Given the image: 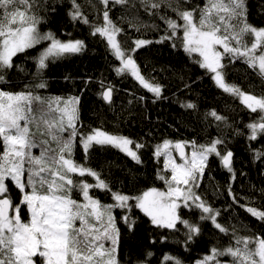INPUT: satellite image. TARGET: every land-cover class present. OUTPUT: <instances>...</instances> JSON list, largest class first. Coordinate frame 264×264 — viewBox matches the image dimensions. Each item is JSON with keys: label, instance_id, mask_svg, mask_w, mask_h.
<instances>
[{"label": "snow or ice", "instance_id": "snow-or-ice-1", "mask_svg": "<svg viewBox=\"0 0 264 264\" xmlns=\"http://www.w3.org/2000/svg\"><path fill=\"white\" fill-rule=\"evenodd\" d=\"M100 3L105 6L103 24L91 25L92 35L99 34L107 40L120 61L118 74L130 73L159 98L161 86L147 81L133 57L126 56L117 40L122 29L109 15L110 3L127 5L129 0H100ZM139 3L149 15H156L157 10L163 8L172 9L175 19L160 16L167 34L156 42L172 40L175 47V41L179 40L185 53L197 54L199 59L195 62L212 74L215 85L238 99L250 113L257 114V118L246 125L248 139L264 137V93L257 96L246 92L229 83L224 72L225 59L242 61L264 80V27L249 21L248 0H203L202 3L176 0L174 6L171 0H139ZM33 8L34 0H0V264H120L121 231L113 215L114 208L135 207L153 226L161 229L175 232L179 231L178 225H183L187 230L186 246L200 236L201 227L183 218L184 209L199 211L201 221H210L227 234L228 229L217 221L219 210L213 209L195 191L200 187L199 180L205 174L210 155L220 157L223 167L232 172L233 153L218 150L223 139H214L206 145L165 140L156 146L154 155L163 156L162 172L170 173L157 175L164 181L166 190L153 187L138 196H129L111 191L99 173L74 160L75 142L79 138L85 156L94 145L111 146L137 164L142 163L138 150L143 144L99 129L81 133L77 96L45 97L29 85L18 92L3 88L7 72L20 68L15 59L27 56L29 50L45 42L47 46L34 58L37 75H42L50 60L81 53L85 48L81 40L61 41L51 31L42 32L43 18L36 15ZM69 16L73 21L90 23L76 0H72ZM133 43L131 51L135 52L152 41L136 39ZM46 87L43 79L35 85L38 89ZM101 95L104 101L111 102V87ZM184 107L192 109L195 105L188 103ZM209 116L230 127L226 118L215 110L205 114V118ZM133 144L135 150L130 147ZM188 147L190 154L186 152ZM34 149H39V155ZM172 149L179 155L180 162L173 158ZM255 155L260 159L264 152L257 151ZM85 177H93L95 183H88ZM12 187L20 193L18 203L11 195ZM92 189L111 192L114 203L103 204L90 194ZM246 211L264 223V211L254 207H246ZM120 219L130 232L134 230L135 221L130 216ZM233 240L234 243L224 249L212 247L195 264H264V235L237 236L233 232ZM147 255L150 257L152 253ZM221 257H230V260L222 261ZM163 261L182 264L179 258L167 254Z\"/></svg>", "mask_w": 264, "mask_h": 264}, {"label": "trees", "instance_id": "trees-1", "mask_svg": "<svg viewBox=\"0 0 264 264\" xmlns=\"http://www.w3.org/2000/svg\"><path fill=\"white\" fill-rule=\"evenodd\" d=\"M171 2L174 6L176 0ZM202 2L191 0V3ZM76 3L89 24L71 19L72 0H34L33 11L43 18L40 25L42 32L51 31L61 41L81 40L85 44L84 50L50 60L42 75H37L34 58L46 47L45 42L29 50L27 56L20 55L15 59L20 68L9 70L7 83L3 85L5 90L13 92L29 85L45 97L77 96L80 98L78 130L81 133L99 129L144 145L138 150L142 163L137 164L111 146L94 145L85 156L77 138L74 160L99 173L100 178L110 185L111 191L138 196L153 187L166 189L164 181L157 178L164 167L163 157L154 155L156 146L165 140L173 143L195 141L197 145H206L220 138L224 143L218 145V150L233 153L232 172L223 167L220 157L210 155L205 174L199 180L200 187L195 189L208 205L219 210L217 221L228 229L227 234L216 229L210 221H201L199 211L184 209L183 218L201 227L200 236L186 246L187 230L183 225H178L179 231L175 232L161 229L153 226L149 218L135 207L130 210L114 208L113 214L121 231L118 251L120 264H139L140 261L170 264L163 261L166 254L179 258L182 264H195L212 247L224 249L234 243L233 232L237 236L264 235V223L246 211V207L264 211V157L257 159L255 155L257 151L264 152V137L250 141L246 127L257 118V114L250 113L238 99L218 88L211 78L212 74L195 62L199 59L198 55L185 53L179 40L175 41V47L172 40L156 42L167 34L160 16L175 19L172 9L163 8L157 10L156 15H149L139 0H129L127 5L109 4L112 21L122 29L117 37L118 42L126 56L133 57L141 75L161 86V96L158 98L130 73L118 74L116 69L121 66L120 61L106 39L99 34L92 35L91 25L103 24L105 6L100 0H76ZM248 6L249 21L264 27V0H248ZM136 39L152 43L132 52ZM223 63L229 83L257 96L264 93V80L242 61L230 62L225 59ZM41 79L46 81L47 87L35 88ZM109 87L112 89V100L106 102L101 93ZM188 103L194 104L195 108L184 107ZM213 110L224 116L230 127L210 116L205 118V114ZM132 146L135 149L134 144ZM162 174L170 175L169 172ZM84 179L88 183H95L93 177ZM90 194L103 204L114 203L111 192L92 189ZM11 195L18 203L19 191L12 187ZM129 203L134 204V201ZM124 215L135 221L131 232L120 219ZM149 252L152 253L150 257L147 255ZM220 259L228 261L230 257Z\"/></svg>", "mask_w": 264, "mask_h": 264}, {"label": "rangeland", "instance_id": "rangeland-1", "mask_svg": "<svg viewBox=\"0 0 264 264\" xmlns=\"http://www.w3.org/2000/svg\"><path fill=\"white\" fill-rule=\"evenodd\" d=\"M107 41V40H106ZM46 46H47V43L45 44ZM109 48H110V46H109ZM111 49V48H110ZM131 75V74H130ZM52 97H55V96H52ZM109 134V133H108ZM111 135H114V134H111ZM116 136H120V135H116ZM125 137V136H124ZM128 138V137H127ZM130 139V138H129ZM163 144V143H162ZM161 144V145H162ZM53 146H55V145H53ZM130 147H132L133 148V146L132 145H130ZM134 149V148H133ZM135 150V149H134ZM34 151V153L36 154V155H38L39 154V149H34L33 150ZM186 152H188L189 154H190V152H191V148L190 147H188V148H186ZM125 154V153H124ZM172 155H173V158H175L176 159V156H175V150L174 149H172ZM163 157V156H162ZM177 160V162H180L178 159H176ZM160 190H163V189H160ZM164 190H166V189H164ZM77 199H80V196L79 195H77V197H76ZM114 215V214H113ZM27 218V217H26Z\"/></svg>", "mask_w": 264, "mask_h": 264}, {"label": "water", "instance_id": "water-1", "mask_svg": "<svg viewBox=\"0 0 264 264\" xmlns=\"http://www.w3.org/2000/svg\"><path fill=\"white\" fill-rule=\"evenodd\" d=\"M176 153V152H175ZM176 157L179 159V155L176 153Z\"/></svg>", "mask_w": 264, "mask_h": 264}]
</instances>
